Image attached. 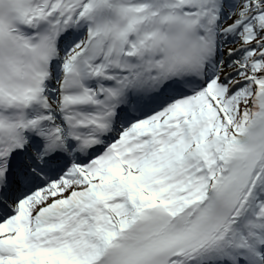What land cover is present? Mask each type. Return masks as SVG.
Masks as SVG:
<instances>
[{
    "label": "snow or ice",
    "instance_id": "obj_1",
    "mask_svg": "<svg viewBox=\"0 0 264 264\" xmlns=\"http://www.w3.org/2000/svg\"><path fill=\"white\" fill-rule=\"evenodd\" d=\"M0 264H264V0H0Z\"/></svg>",
    "mask_w": 264,
    "mask_h": 264
}]
</instances>
